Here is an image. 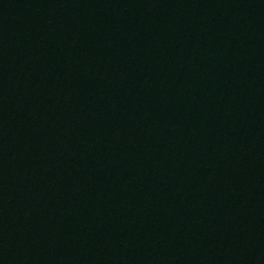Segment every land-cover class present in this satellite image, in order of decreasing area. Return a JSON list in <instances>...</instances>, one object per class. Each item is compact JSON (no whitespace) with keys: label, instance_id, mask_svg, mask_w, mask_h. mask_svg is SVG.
<instances>
[{"label":"water","instance_id":"95a60500","mask_svg":"<svg viewBox=\"0 0 264 264\" xmlns=\"http://www.w3.org/2000/svg\"><path fill=\"white\" fill-rule=\"evenodd\" d=\"M0 264H264V0H0Z\"/></svg>","mask_w":264,"mask_h":264}]
</instances>
